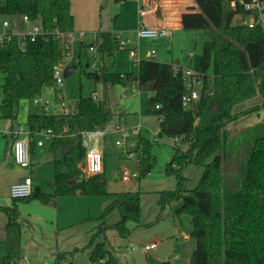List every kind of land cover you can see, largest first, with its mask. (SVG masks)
<instances>
[{
	"label": "trees",
	"instance_id": "16d2710c",
	"mask_svg": "<svg viewBox=\"0 0 264 264\" xmlns=\"http://www.w3.org/2000/svg\"><path fill=\"white\" fill-rule=\"evenodd\" d=\"M243 1L220 0L221 26L205 28L209 38L193 63L201 81L200 96L188 105L183 99L189 90L182 68L150 57L138 62L137 71L121 74L111 71L104 62L106 55H114L119 49V40L110 30L99 31L96 41L85 44L87 48L96 45L101 55L98 79L105 85L136 81L142 91L152 93L148 113L159 117L158 135L174 140L176 152L167 163L166 173L174 175L177 184L172 190L160 192L159 203L163 209L180 202L175 212L190 216V236L196 246L187 264H264V122L238 127L241 133L238 129L232 132V125L239 126L241 118L264 109V21L253 27L245 23L249 17L257 19L258 11L245 7L250 0ZM0 15H28L32 23L39 22L43 28V34L35 41L27 40L24 47L17 36L0 44L1 109L13 127L19 101L40 97L45 87L55 85V66L67 53L64 40L56 34L73 31L75 17L71 0H0ZM94 94L81 95L74 112L49 113L44 108L42 113L28 117L31 149L38 131L51 129L54 133L55 191L33 192L28 197L13 198L9 206H0L8 214L6 238L0 242L3 260L21 256L18 202L36 200L51 205L60 196L107 193L105 171L92 177L85 173L87 152L82 133L106 131L122 116L116 114L107 96L100 99ZM239 133L252 143L244 176L232 182L226 169L229 148ZM182 144L187 145L186 150ZM152 145V139L141 138L137 177L148 174L156 162ZM189 164L202 168L197 185L191 189L185 188L184 172ZM116 210L120 214L117 222H96L92 227L89 264H120L97 238L109 228L122 237L131 234L129 221L139 222L141 218V192L115 193L99 219ZM71 253L56 252L53 264H64ZM159 264L174 263L166 259Z\"/></svg>",
	"mask_w": 264,
	"mask_h": 264
},
{
	"label": "rangeland",
	"instance_id": "374dc122",
	"mask_svg": "<svg viewBox=\"0 0 264 264\" xmlns=\"http://www.w3.org/2000/svg\"><path fill=\"white\" fill-rule=\"evenodd\" d=\"M74 2L78 20L79 18L82 20L86 18V10L93 3L98 9H96L97 13L101 12L102 14L104 27H110L112 30L114 26L111 19L115 15H119V18H117L119 25L131 24L132 15H135L136 7L134 2L130 0H102L99 5L97 0H74ZM4 19L13 22L16 30L23 31L26 29L22 15L16 17L0 15V29ZM250 19L251 17L247 18V20ZM82 30L86 32V37L82 42L88 43L96 37L95 32L86 29H76V32ZM204 41H200L198 48L194 43L192 51L196 54L201 53ZM80 42V39H76L74 42L73 57L70 62L74 60L75 55L78 56ZM83 51H85L83 52L84 59L90 60L92 64L102 65L103 61L98 50L90 51L87 48ZM129 53L128 50L119 48L114 55H106L104 61L111 71L125 72L132 70V68L138 70V65L135 64V67H133ZM77 56L75 60H77ZM96 73V70L94 73V69L86 64L83 65L81 70L77 67L70 74L67 73L66 68L63 70L64 85L61 93L67 103L66 109L71 110L74 106L77 107L81 95H88L96 87L98 91L101 90L102 81L99 80L96 84L92 79V74ZM134 87L136 93L133 94ZM120 88L118 86V90ZM128 93L127 99L117 98L112 107H119V110L125 113L123 123L127 127L131 128L141 124L142 135L152 139V154L156 157L152 170L143 177H132L129 181H122V174L127 172L133 174V172L138 171L137 159L128 158L122 149L116 145V133H106L105 137L100 133H89L86 137L88 150H105L107 193L101 195L84 194L78 197L61 196L58 207H51L52 205H44L33 200L28 203L18 202L22 224L20 247L25 264H53L56 252H72L68 255L66 261L70 264H89L90 248L88 245L93 235L92 226L96 222L100 225H109L119 220L118 210L103 220L99 218L102 217L106 206L114 199L115 193L127 190L141 192L142 210L139 222L129 221L128 227L132 232L127 237H122L117 230L109 228L105 234L97 238V241L105 243L120 264H159L167 258L174 264H182L185 262L182 253L183 243L187 242L189 244L191 252L195 249V240L190 236L192 228L190 216L187 213L178 215L175 212V207L180 205V202L163 209L159 203L160 192L162 190H172L177 184L176 177L166 173L167 163L176 152L174 140L167 136H158V140L155 141L154 133L159 131L160 120L158 116L148 113L150 92L142 91L134 83ZM40 97L48 101L47 109L50 113L63 111L61 103L57 101L55 92L51 91V87H45ZM47 104L45 105L47 106ZM247 106L249 105L243 107ZM249 115H252V117L247 118L248 121L244 127L264 122V109ZM234 126L232 125L233 134L237 129L241 133V129L244 128H238L239 126L234 128ZM240 133L238 136L236 135L237 137L234 138L229 148V166L226 169V174L227 177L233 178L232 182H236L237 177L244 176L245 164L252 143L251 139H248L247 136L243 137ZM181 148L186 150L187 145L182 144ZM184 174L187 177L185 188L191 189L197 185L202 174V168L189 164ZM45 181L47 183V180ZM73 211H78L83 215L80 220L74 218L75 223L68 220ZM7 221L8 214L0 209V240L2 241L6 238ZM185 235H188L187 239L184 238ZM151 241L157 243V248L149 251L143 250V246ZM133 246L137 248L136 251L132 249ZM175 254L181 255V257L176 259Z\"/></svg>",
	"mask_w": 264,
	"mask_h": 264
},
{
	"label": "crops",
	"instance_id": "0c3cea01",
	"mask_svg": "<svg viewBox=\"0 0 264 264\" xmlns=\"http://www.w3.org/2000/svg\"><path fill=\"white\" fill-rule=\"evenodd\" d=\"M101 1L102 0H97V4L99 5ZM130 1H133L136 7L135 15L134 16L132 15L131 18V22H130L131 24L119 25L117 21L119 15H115L111 19L112 24L114 26L112 30L110 27L108 28L104 27L102 22L103 17L101 16L102 14L101 12L97 13L96 11L97 8L93 3L92 6L86 10V18L84 20L79 18L78 20L76 8H75V2L74 0H71L72 13L75 17L74 30L76 31V29L77 30L86 29L88 31H92L93 33L95 32L96 37L93 38L94 41L97 40L99 31L110 30L115 36H117L118 40L130 39L131 43H129L126 50L130 52L131 49H134L137 52L138 58L140 60L153 57L158 59L159 61L171 63L175 66V68H182L184 70L186 68L194 69L193 67L194 59L200 53L198 54L194 53V51H192V45L195 43L196 47L198 48L200 41L205 40L204 41L205 43L208 40L209 36L205 32V28L208 27L219 28L221 26V17L219 10L220 0H130ZM6 20L7 19H4L3 22ZM3 22L1 25L2 27L0 29V32L5 30L3 26ZM140 26L164 27L169 30V34L167 36H161L156 38H138L137 29ZM145 39L148 40L146 41ZM85 44L87 43H84L82 41L80 42L78 48V56L75 55L74 53L75 55L74 60L72 62L70 61L68 62V65L66 66V70L68 74L74 72L77 67H79L81 70L84 64L92 67V63L90 62V60L84 59L83 52L85 51H83V49H87ZM152 50H155L156 52L154 56H151ZM76 54H77V48H76ZM129 54H130V59L133 63L132 65L133 67H135V64L138 65V62L135 61L133 57H131V53ZM76 56H77V60H75ZM99 66L100 65H97L96 68L92 67L94 69V73L95 70L97 72L94 75L92 74V79L95 81L96 84L99 81L98 79ZM130 71H137V70L132 68V70ZM130 71L119 72V73L124 74ZM1 81H2V75L0 74V82ZM134 83L138 85L136 81L130 82L127 85L117 84V85H108V86L102 82L101 90L98 91L96 87L94 91H92L91 93L97 92L98 94L96 93V97L100 99H103L104 97L107 96L111 102V105H113V102L117 98L118 99L128 98V94H129L128 91ZM118 86L121 87L119 90H118ZM51 91L53 90L51 89ZM134 93H136L135 87L133 88V94ZM151 95L152 93L150 92V96ZM33 101L34 100L31 99L30 100L21 99L19 101L17 117L13 127H12L13 123L10 120V118H8L5 112L0 108V110H2V112H0V206L2 207L9 206L12 204L13 198L10 195V186L13 183L20 181L27 176H31L33 179L34 193L37 192L53 193L55 191V163H54L55 155L51 147L52 138L45 140L42 145H39L38 141L41 139V137L37 135L34 145L31 149V164L29 167L19 166L13 159V142L16 137L15 132L19 130L20 131L19 135L25 136L26 132L28 131L30 132L28 117L31 114L42 113L43 109L45 108L44 104ZM46 107H48V104ZM73 108L76 107L74 106ZM114 109L117 115H121L122 119L125 118V113L123 111H120L119 107L118 108L115 107ZM47 111L49 112L48 109ZM56 113H60V112L57 111ZM251 117L252 115H247L242 119H240L238 122V125L240 124L239 127H244L246 122L248 121L247 118H251ZM142 138H147V137L142 135ZM85 141H86V146H85L86 152L91 151L88 150L87 148L88 142L86 138ZM45 180H47V183ZM69 196L78 197L79 195H69ZM60 198L61 196L58 198L55 204H51L52 205L51 207H58V202H60ZM18 209H19V205H18ZM72 213L73 214L68 219L69 222L71 223H75L74 218L77 219L79 218L80 220L83 216L78 211H73ZM184 238L187 239L188 235H185ZM0 242H2V240H0ZM155 248H157V246ZM180 257L181 255L175 254L176 259ZM188 261L189 260H187V263ZM64 264H70V263L65 262Z\"/></svg>",
	"mask_w": 264,
	"mask_h": 264
},
{
	"label": "built area",
	"instance_id": "2783aa9c",
	"mask_svg": "<svg viewBox=\"0 0 264 264\" xmlns=\"http://www.w3.org/2000/svg\"><path fill=\"white\" fill-rule=\"evenodd\" d=\"M244 2L243 0H241ZM235 5V3H232ZM245 7L247 9H255L258 11V18L251 17L250 20L244 21L247 23L250 27L255 26V24L261 23L263 24L264 21V1L263 0H250L249 2L244 3ZM23 22L26 24L25 30H16L14 23L6 20L3 22V26L5 28L4 31L0 32V44H4L5 42L13 40V37L17 36L19 38L20 46L24 47L27 40L35 41L38 37V35L43 34V28L39 22L32 23L30 21V18L28 15H22ZM169 34V30L164 27H149V26H140L137 29V36L138 38H156L161 36H167ZM56 37L59 39L64 40V46L67 50L65 60L59 62L55 66L54 71V79H55V85L50 86L53 92H55V96L57 98V101L61 103V106L63 108L62 112L69 113L74 112V109L68 110L67 103L65 102L64 97L62 96V88L64 85L63 80V70L68 65V62L73 57V44L76 41V39H80L82 41L86 37L85 31H79L76 32L75 30L70 32H57ZM94 41V40H93ZM131 43L130 39H121L118 42V47L121 49H126ZM90 51H96L97 47L96 45H90L88 47ZM131 57L134 58L135 61L139 62L140 59L138 58L137 52L134 49H131L130 51ZM155 50L151 51V56L155 55ZM93 68L97 67V64H92ZM184 74L186 76L187 80V87L189 90V93L183 97L185 104H190L192 102H195L199 96H200V89H201V81L198 79V74L195 71V69L186 68L183 70ZM96 97V94H94ZM3 90L0 87V108L3 106ZM35 102L44 104L45 109L47 110V107L45 104L48 103L47 100L42 99V97H37L34 99ZM157 108L159 105L156 106ZM19 131V130H18ZM15 132L16 137L13 142V159L14 161L22 167H29L31 164V141L32 137L30 132H26L25 136H20L19 132ZM106 133H116V145L122 149L124 154L132 159L136 158L137 162L139 159V155L141 152V138H142V129L141 124H138L135 127H127L126 124L123 123V119H119L112 128L100 132L103 136H105ZM89 133L83 132V145L86 146L85 138L87 137ZM159 131H156L154 133L155 141L158 140ZM37 135L41 137V139L38 141L39 145H42L45 140L53 138L54 133L51 129L47 130H40L37 132ZM84 170L88 177L101 175L105 171V155L104 150L102 149H96L87 151L85 163H84ZM138 171L133 172V174L124 173L122 174V181H129L132 177H137ZM33 179L31 176H27L24 179L17 181L13 183L10 186V195L12 198H23L28 197L33 194ZM157 246L156 242L147 243L143 246V250L149 251L154 249ZM134 251L137 250L135 246L132 247ZM0 264H25L24 257L21 255L19 258L11 259L9 261L3 260L2 256L0 254Z\"/></svg>",
	"mask_w": 264,
	"mask_h": 264
},
{
	"label": "water",
	"instance_id": "95a60500",
	"mask_svg": "<svg viewBox=\"0 0 264 264\" xmlns=\"http://www.w3.org/2000/svg\"><path fill=\"white\" fill-rule=\"evenodd\" d=\"M198 123V121L196 122V124ZM182 253H183V258L184 261L182 264H187V260L190 256V250H189V244L187 242L183 243V247H182Z\"/></svg>",
	"mask_w": 264,
	"mask_h": 264
}]
</instances>
